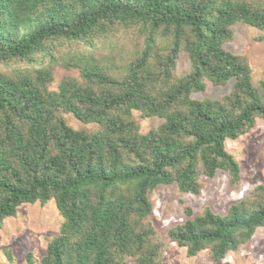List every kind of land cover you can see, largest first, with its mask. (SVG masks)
<instances>
[{"label":"trees","instance_id":"trees-1","mask_svg":"<svg viewBox=\"0 0 264 264\" xmlns=\"http://www.w3.org/2000/svg\"><path fill=\"white\" fill-rule=\"evenodd\" d=\"M236 22L263 31L264 40V5L244 0H0V62H35L57 40L88 50L116 24L137 27L143 38L121 78L88 51L62 63L81 81L64 78L55 91L43 67L0 71V225L19 205L49 199L62 217L37 264H125L117 255L131 245L140 250L137 264H159L152 228L143 224L152 210L148 193L174 183L196 194L200 175L217 169L238 183L239 165L224 140L264 119V70L252 85L244 59L222 47ZM181 50L191 67L175 77ZM204 79H233L232 89L221 100L192 99ZM132 110L163 122L140 134ZM59 112L100 128L72 129ZM252 193L224 215L186 208L168 237L188 257L207 250L212 260L223 258L264 228V185ZM26 262L33 264L31 254Z\"/></svg>","mask_w":264,"mask_h":264},{"label":"rangeland","instance_id":"rangeland-1","mask_svg":"<svg viewBox=\"0 0 264 264\" xmlns=\"http://www.w3.org/2000/svg\"><path fill=\"white\" fill-rule=\"evenodd\" d=\"M252 7L260 8L264 0H244ZM231 37L223 42L222 47L244 59L250 69V82L256 85L262 78L264 70L263 31L243 22H236L230 27ZM95 45L86 49L81 42L57 40L53 41L48 54L38 53L35 62L11 60L0 62V71L9 73L14 70L30 71L43 67L50 72L49 90L55 91L58 83L64 78L81 81L76 68H65L62 63L72 52L88 51L93 54L100 67L113 77L121 78L125 67L138 54L143 45V38L137 27L116 24L111 33L104 38L94 39ZM167 43L162 40L160 45ZM50 57L53 61L49 62ZM190 60L187 52L181 50L173 70L175 77H181L190 71ZM204 87L192 92L190 97L202 101L206 99L221 100L232 89L233 79L224 84H214L203 80ZM66 124L75 130L94 132L100 128L97 123H82L70 113L59 112ZM131 118L140 134L157 129L163 122L159 116H144L140 111L132 110ZM224 146L239 165L240 179L235 186L230 183L226 170L217 169L213 176L203 174L199 177L201 184L196 194L181 193L176 185H157L148 193L151 213L143 220L145 227H151V245L157 250L156 261L159 264H264V228L254 230L250 239L238 246L236 251H229L217 261L211 259L207 250L199 251L188 257L183 247L170 240L167 231L180 224L187 217L185 209L189 208L193 215L209 208L212 212L224 215L233 203L244 198H251L258 185H264V119L255 118L251 127L235 139L226 138ZM62 217L52 199L45 202L35 201L23 203L16 208L15 215L6 217L0 225V264H27L26 255L31 254L33 264H37L45 254L48 243L58 233ZM140 250L136 246L129 247L117 255V259L125 264H137Z\"/></svg>","mask_w":264,"mask_h":264}]
</instances>
